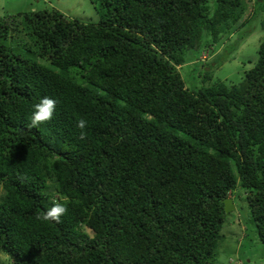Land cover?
<instances>
[{
	"label": "trees",
	"instance_id": "1",
	"mask_svg": "<svg viewBox=\"0 0 264 264\" xmlns=\"http://www.w3.org/2000/svg\"><path fill=\"white\" fill-rule=\"evenodd\" d=\"M89 1L96 23L46 9L0 16V253L12 264H213L222 200L234 204L237 188L264 244V36L235 85L190 90L174 69L241 18L242 0ZM45 96L53 117L31 128ZM55 201L61 222L38 220Z\"/></svg>",
	"mask_w": 264,
	"mask_h": 264
},
{
	"label": "rangeland",
	"instance_id": "2",
	"mask_svg": "<svg viewBox=\"0 0 264 264\" xmlns=\"http://www.w3.org/2000/svg\"><path fill=\"white\" fill-rule=\"evenodd\" d=\"M42 9L56 10L83 23H96L102 17L89 0H0V16ZM263 22L264 0H242L241 18L237 22L219 33L213 42L205 36L199 51L192 55L190 50L185 51V62L174 67L185 87L199 89L216 81L237 84L256 62L258 44L264 36ZM210 66L213 68L208 70ZM207 70L210 75L205 80L203 73ZM233 199L235 209L224 217L220 230L223 238L215 250L213 264H242L243 261L264 264V244L257 239L248 219L240 188L236 189ZM0 264L12 263L0 253Z\"/></svg>",
	"mask_w": 264,
	"mask_h": 264
},
{
	"label": "clouds",
	"instance_id": "3",
	"mask_svg": "<svg viewBox=\"0 0 264 264\" xmlns=\"http://www.w3.org/2000/svg\"><path fill=\"white\" fill-rule=\"evenodd\" d=\"M57 101L50 97H42L38 103L33 106L29 127H38L41 124H45L50 121L56 110ZM77 129L80 130L79 139L86 138V132L84 129L87 127V121L80 118L76 122ZM24 179H27L26 177ZM67 213V207L65 202L55 201L52 206L46 211L37 216L38 220L51 221L55 223L61 222V217Z\"/></svg>",
	"mask_w": 264,
	"mask_h": 264
},
{
	"label": "water",
	"instance_id": "4",
	"mask_svg": "<svg viewBox=\"0 0 264 264\" xmlns=\"http://www.w3.org/2000/svg\"><path fill=\"white\" fill-rule=\"evenodd\" d=\"M222 204H223V210L225 214L235 209V206L232 203V200L230 198L223 199Z\"/></svg>",
	"mask_w": 264,
	"mask_h": 264
}]
</instances>
